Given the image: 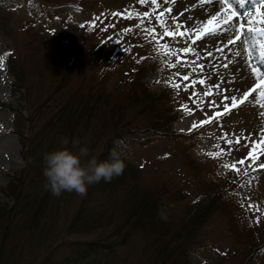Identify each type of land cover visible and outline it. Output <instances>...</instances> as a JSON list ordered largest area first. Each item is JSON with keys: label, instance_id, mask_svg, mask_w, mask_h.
<instances>
[{"label": "rangeland", "instance_id": "374dc122", "mask_svg": "<svg viewBox=\"0 0 264 264\" xmlns=\"http://www.w3.org/2000/svg\"><path fill=\"white\" fill-rule=\"evenodd\" d=\"M229 3L238 13H249L256 7L264 12V3L253 5L252 0H246L249 7L245 4L243 9L235 0H229ZM189 4L190 0H156L155 3L153 0H61L50 3L0 0V9L9 13L13 29L10 36L0 33V55L4 50L11 51L15 61L25 69L27 84L39 78L47 87L73 65L74 81L85 77L104 83L111 94V103L130 92L134 70L138 66L154 62L156 67L147 76L151 90L175 89L179 97L173 130L188 136L190 157L211 163L216 177L229 183L236 182L254 220L250 233L254 232L256 243L264 244V167H261L264 164V132L244 128L245 118L241 117L240 106L224 112L220 102L226 94L223 89L213 87L216 84L213 74L206 69L208 54H212L206 53L207 46L196 41L197 35L189 24ZM243 16L246 15L236 18ZM247 33V29L242 30L241 37ZM252 35L256 40L264 41V35L259 32ZM11 81L13 76L0 57V264L9 259L15 261L23 248L25 254L30 255L27 258L36 251L31 245L34 237L27 234L29 228L22 227L20 240L16 236L17 229L3 232L7 223L4 214L14 202L15 185L22 179L23 186H30L23 176L27 168L23 147L14 131L13 111L3 106L18 107L17 102L21 99L17 89H12ZM133 136L142 141L143 132H135ZM99 151L100 145L95 152ZM183 160L173 142L163 135L148 144L132 147L129 156V161L138 169L140 185H159L165 181L174 189L187 191L182 199L168 201L169 209L160 212V216L173 225L181 222L185 206L201 192ZM241 160L244 162L240 163ZM75 195L72 208L81 198ZM228 224L221 211L210 215L197 237V250L190 254L191 264L245 263L246 249L229 234ZM63 228V221L56 218L50 238ZM138 252L137 248H122L117 262L111 263L137 264ZM39 261L38 258L32 263Z\"/></svg>", "mask_w": 264, "mask_h": 264}, {"label": "trees", "instance_id": "16d2710c", "mask_svg": "<svg viewBox=\"0 0 264 264\" xmlns=\"http://www.w3.org/2000/svg\"><path fill=\"white\" fill-rule=\"evenodd\" d=\"M1 32L9 36L13 32L9 13L3 9ZM0 57L13 76L12 89L21 95L18 107L3 106L13 111L14 131L27 168L23 176L30 184L23 186L19 179L15 185L14 202L4 214L7 223L3 232L17 229L20 240L22 227L29 228L27 234L34 237L31 245L36 250L31 259L23 248L15 261L9 259L4 264H33L38 258V264H112L125 247L138 249L137 264H191L190 254L197 250L202 225L218 210L226 215L229 234L246 249L245 264H264V244L258 246L254 232L250 233L254 220L241 189L236 182L216 177L211 163L190 157L188 136L173 130L178 117L177 92L170 88L154 92L146 81L155 63L138 66L130 92L111 103L104 83L85 77L74 81L73 65L47 87L39 78L27 84L25 69L11 51L4 50ZM135 132H143L142 141L133 136ZM164 132L201 191L185 206L182 220L176 225L165 221L160 212L169 209L168 201L182 199L187 191L174 189L165 181L140 185L138 169L129 161L132 147L148 144ZM64 137L79 140L98 161L109 159L115 151L126 165L123 174L110 182L102 179L91 185L75 208L72 203L76 193L53 196L45 188L43 176L44 154L61 147ZM56 218L63 221L64 228L51 239L49 233Z\"/></svg>", "mask_w": 264, "mask_h": 264}, {"label": "bare ground", "instance_id": "6f19581e", "mask_svg": "<svg viewBox=\"0 0 264 264\" xmlns=\"http://www.w3.org/2000/svg\"><path fill=\"white\" fill-rule=\"evenodd\" d=\"M246 5L248 8L249 4ZM189 8V24L197 36L203 35L207 20L215 16L216 12H221L217 37L208 35L198 43L207 46L206 53L212 54H208L206 69L212 72L213 81L220 85L226 95L243 99L244 93L255 87L264 76V41L256 40L253 33L248 31L244 37H241V31L238 32L241 23H244V29H248V21L256 16V8L250 9L249 15L243 18L234 17L228 24H224L223 20L229 12L219 0H190ZM237 36L240 37L238 40ZM205 40L208 41L207 44ZM228 41L234 43L229 44ZM257 67L261 72L253 73L252 69ZM261 92H264V88L258 89L239 105L241 117L245 118L243 124L246 130L264 132V96Z\"/></svg>", "mask_w": 264, "mask_h": 264}, {"label": "clouds", "instance_id": "9594fccd", "mask_svg": "<svg viewBox=\"0 0 264 264\" xmlns=\"http://www.w3.org/2000/svg\"><path fill=\"white\" fill-rule=\"evenodd\" d=\"M43 163L45 188L56 197L64 192L85 196L91 185L102 179L110 182L122 175L126 167L115 151L109 154V159L98 161L79 140L69 141L67 137L62 138L61 147L44 154Z\"/></svg>", "mask_w": 264, "mask_h": 264}, {"label": "snow or ice", "instance_id": "6c2138e0", "mask_svg": "<svg viewBox=\"0 0 264 264\" xmlns=\"http://www.w3.org/2000/svg\"><path fill=\"white\" fill-rule=\"evenodd\" d=\"M156 0H153V3H155ZM209 2H211V0H209ZM220 4L226 5L227 6V10L230 11V14L227 15V18L225 20H223L224 24H228L230 21L233 20L234 17H237L238 15H249V13L247 11H245L244 13H238L237 11L232 9V5L229 3V0H219ZM235 3L238 4L240 6L241 9L245 8V4H246V0H235ZM253 5H257V4H261L264 3V0H252ZM171 11V10H169ZM256 11V17L252 20H249V27L247 29V31L249 33H254V32H259L261 35H264V27L262 28H256L255 25L259 24V25H264V12H262L260 10L259 7H256L255 9ZM221 16V12H216L215 16H212L210 19L207 20L206 25H205V29H204V33L203 35H198L196 37V41H201L204 40L206 36L208 35H212L213 37H217V32L220 29V22H219V17ZM244 30V23H241L239 25V29L238 31H242ZM166 35L169 36H174L176 35V33H166ZM180 35H183V33H180ZM219 38V37H218ZM240 37L237 36V40ZM223 39V38H221ZM213 43L215 41H212ZM195 43V41H194ZM208 41L205 40V44H207ZM229 44L234 43V41H228ZM187 51H191L190 49H188ZM262 55H264V53H262ZM253 73H260L261 70L257 67V68H253L252 69ZM185 79H187V77H185ZM201 84L204 83L203 80L200 81ZM177 87H179V85H177ZM213 87L219 89L220 85L219 84H215L213 85ZM264 88V76H262L260 78L259 83L255 86L249 89V91L244 93L243 99L241 100H237V97L235 96H228V95H224L223 97V101H221V105L224 108V112H230L232 110V108L239 106V104L243 103L245 100H247V98L249 96H251L254 92H256L258 89ZM225 92H227V90L225 89ZM261 95L264 96V92H261ZM228 101H231V103L229 104ZM264 106V105H262ZM255 150V149H253ZM244 161L241 160L240 163H243ZM261 167H264V164L261 165Z\"/></svg>", "mask_w": 264, "mask_h": 264}]
</instances>
